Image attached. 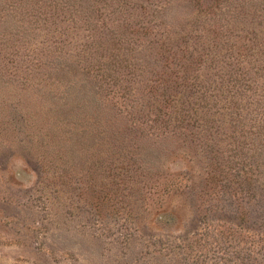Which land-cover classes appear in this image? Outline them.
Wrapping results in <instances>:
<instances>
[{
  "label": "rangeland",
  "instance_id": "374dc122",
  "mask_svg": "<svg viewBox=\"0 0 264 264\" xmlns=\"http://www.w3.org/2000/svg\"><path fill=\"white\" fill-rule=\"evenodd\" d=\"M86 2L84 28L106 7ZM161 11L182 35L202 30L218 57L252 45L264 59V0H169ZM11 16L0 25V61L10 59L0 70V264H264L257 189L239 185L259 157L240 126L166 128L145 100L125 119L99 80L52 51L56 36ZM238 57L230 70L252 68Z\"/></svg>",
  "mask_w": 264,
  "mask_h": 264
},
{
  "label": "trees",
  "instance_id": "16d2710c",
  "mask_svg": "<svg viewBox=\"0 0 264 264\" xmlns=\"http://www.w3.org/2000/svg\"><path fill=\"white\" fill-rule=\"evenodd\" d=\"M83 1L0 0V25L5 24L7 16L21 9L11 18L19 25L26 21L31 26L28 33L38 30L43 35L56 36L57 41L51 42L52 51L62 54L63 62L71 61L99 80V86L106 87V95L116 99L118 112L125 119L131 118L145 100L144 107L153 115L151 122H159L166 128H177L180 124L186 128L200 127V123L214 121L224 124L226 117L229 128L234 126L233 131L240 126L238 135L242 136L243 131L251 137L247 149L257 152L259 158L255 175L245 172L239 185H243L247 196L253 186L257 189V219L264 227V59L256 58L259 52H253L252 45L244 46L243 55L239 52L236 55L244 60L249 57V62L253 60L252 68L234 67L232 71V59L237 65L241 63L238 56L218 57L215 45L202 40L207 36L201 35L202 30L198 31L197 40L182 35L169 22L175 17L161 11L169 0H103L106 7L100 8L101 20L97 23L92 17V24L86 28L82 26ZM86 1L92 7L101 4V0ZM33 10L36 12L31 14ZM27 13L35 18L29 19ZM164 19L171 23L169 27H166L168 23L160 26ZM11 49V56H15V46ZM151 50H156V62L151 60ZM145 51L147 54L142 55ZM9 60L0 61V70L7 67ZM136 85H139L137 90ZM128 90L138 96L130 98ZM117 133L105 134L114 137ZM242 214L248 215L244 211Z\"/></svg>",
  "mask_w": 264,
  "mask_h": 264
}]
</instances>
